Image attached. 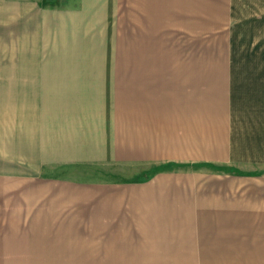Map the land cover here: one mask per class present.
I'll list each match as a JSON object with an SVG mask.
<instances>
[{
    "label": "crops",
    "instance_id": "obj_1",
    "mask_svg": "<svg viewBox=\"0 0 264 264\" xmlns=\"http://www.w3.org/2000/svg\"><path fill=\"white\" fill-rule=\"evenodd\" d=\"M45 1L0 0V264H85L81 217L30 216L40 184H100L87 180L94 167L125 159L264 163V0H165L168 11L195 20L179 25L183 32H224L229 40L221 56L191 45L188 57L163 59L147 85L132 74L133 93L147 92L127 109L124 60L69 58L51 68ZM177 1L187 5L169 4ZM213 190L199 201L213 221L178 217L179 234L172 238L170 228L173 241L164 246L168 259L264 264V186ZM203 226L214 236L196 254L180 238L199 236ZM117 243L107 245L108 258L125 256L114 252Z\"/></svg>",
    "mask_w": 264,
    "mask_h": 264
},
{
    "label": "rangeland",
    "instance_id": "obj_2",
    "mask_svg": "<svg viewBox=\"0 0 264 264\" xmlns=\"http://www.w3.org/2000/svg\"><path fill=\"white\" fill-rule=\"evenodd\" d=\"M45 4L50 9L45 57L51 61V68L69 58L124 60L126 109L132 106L134 95L138 99L147 92L142 88L133 93L132 74H143L141 85H147L149 73L163 68V59L188 57L191 45L203 56H221L229 40L224 32H183L179 25H191L195 20L182 16L180 10L168 11L165 0H46ZM169 4L187 5L179 1ZM126 131H131V123H126ZM144 172L152 175L141 177ZM87 180L100 184L85 188L67 187L66 182L40 184L42 195L30 194L35 202L30 216L81 217L87 240L85 264H173L164 246H171L173 241L170 228L174 231L172 238L179 234L178 217L191 216L194 225L213 221L212 211L199 202L207 196L204 193L219 185L264 186V163L144 164L125 159L124 163L108 164L107 169L94 167L93 177ZM203 227L206 230L199 236L180 238L189 240L196 254L198 246L212 242L208 238L214 236L208 230L210 226ZM114 239L118 240L114 252L123 251L124 257H107V245ZM191 259L196 261V257ZM174 260L179 264L180 259ZM209 264H213L212 259Z\"/></svg>",
    "mask_w": 264,
    "mask_h": 264
},
{
    "label": "trees",
    "instance_id": "obj_3",
    "mask_svg": "<svg viewBox=\"0 0 264 264\" xmlns=\"http://www.w3.org/2000/svg\"><path fill=\"white\" fill-rule=\"evenodd\" d=\"M140 176H141V177H144V178H146V177L149 178V174H147V173H145V174H141Z\"/></svg>",
    "mask_w": 264,
    "mask_h": 264
}]
</instances>
